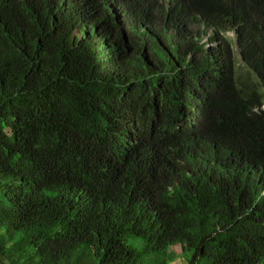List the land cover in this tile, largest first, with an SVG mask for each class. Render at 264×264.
I'll use <instances>...</instances> for the list:
<instances>
[{"label": "trees", "instance_id": "obj_1", "mask_svg": "<svg viewBox=\"0 0 264 264\" xmlns=\"http://www.w3.org/2000/svg\"><path fill=\"white\" fill-rule=\"evenodd\" d=\"M179 257L264 264V0H0V263Z\"/></svg>", "mask_w": 264, "mask_h": 264}, {"label": "rangeland", "instance_id": "obj_2", "mask_svg": "<svg viewBox=\"0 0 264 264\" xmlns=\"http://www.w3.org/2000/svg\"><path fill=\"white\" fill-rule=\"evenodd\" d=\"M228 36L232 35V33H228ZM176 251L180 253V248L176 247ZM173 264H185V259L183 257H179Z\"/></svg>", "mask_w": 264, "mask_h": 264}, {"label": "water", "instance_id": "obj_3", "mask_svg": "<svg viewBox=\"0 0 264 264\" xmlns=\"http://www.w3.org/2000/svg\"><path fill=\"white\" fill-rule=\"evenodd\" d=\"M1 264V263H0Z\"/></svg>", "mask_w": 264, "mask_h": 264}]
</instances>
